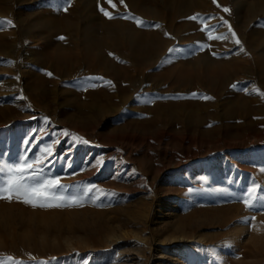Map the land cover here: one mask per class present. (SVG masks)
Masks as SVG:
<instances>
[{"label":"rangeland","instance_id":"374dc122","mask_svg":"<svg viewBox=\"0 0 264 264\" xmlns=\"http://www.w3.org/2000/svg\"><path fill=\"white\" fill-rule=\"evenodd\" d=\"M129 1L0 0V167L40 156L44 178L79 199H0V264H264V4H192L209 23L194 48L176 39L179 56L126 78L133 47L104 22L149 30L138 22L162 10ZM203 52L195 75L167 71Z\"/></svg>","mask_w":264,"mask_h":264},{"label":"bare ground","instance_id":"6f19581e","mask_svg":"<svg viewBox=\"0 0 264 264\" xmlns=\"http://www.w3.org/2000/svg\"><path fill=\"white\" fill-rule=\"evenodd\" d=\"M153 1L157 3L161 0H153ZM204 1L205 2L208 1V5H209V2L213 0H162L160 3V5H162L161 6L162 10L161 9L158 10L160 7L159 8L154 7V9L157 10H152V12L149 13L151 14L149 18L152 19L150 21H146V24L150 26L149 30H144L141 28L138 29L135 28L134 26L133 27L130 26L129 28L127 27L120 28L121 24L116 20L110 21L112 24H110V22L109 23L104 22L105 23L104 27L107 28V30L105 31L107 32L106 37L108 36L110 38L112 37L121 38L124 41H126L130 46L133 47V51L126 57L128 63L121 67L122 68L121 74L124 77L128 78L130 76L131 65H134L137 69H140V66L142 65H151L159 61L163 62L162 58L165 57L166 59L168 57L167 55L179 56V53L177 52L169 53V49H171V46L175 44L176 39H179L184 43L185 41H187L186 43H188L189 46L191 47H193L196 42L200 41L203 35L202 28L207 26L209 23L207 25L205 24L200 25L199 14L197 13L192 14L190 10H192L191 8L193 6L199 7L200 5H204L203 4ZM263 2L264 0H253L248 5L247 11L256 12L259 9L261 11L262 4H264ZM192 4L193 6L191 7ZM129 5L130 7H132L131 9L132 11L144 15L143 9L139 8L142 7L141 6L142 4H139L138 0L130 2ZM126 10L130 12L129 7H126ZM154 21L157 22L158 24L153 25L152 23ZM91 22L92 20L89 21V23ZM121 23L123 24V22ZM175 26L177 27L176 30L174 28ZM169 30L172 33V35L171 33L170 34L166 33ZM164 33L166 34L164 35ZM159 34H161L162 36L158 37ZM145 35H147L146 37L152 36V39L154 40L151 42V44L146 45ZM100 41L101 40H99V42ZM95 43L98 44L97 40L95 41ZM147 46H149L150 48ZM100 51L98 50V52H93L92 50H88L87 53L85 54V58H87V60L89 61L101 62V60L104 59V55L102 56V52ZM67 53L68 52H65L61 49H57L52 53V55L55 58H61L63 56H67L68 55ZM181 58L187 59L186 57L183 56ZM208 58H209L208 54L206 52H203L197 54L196 56L190 58L189 60L180 59L177 60L173 66L170 67L167 66V71L176 74L177 80H181L183 77L188 78L195 75L196 71H198L197 64L200 62L207 63ZM190 62L193 63L196 62V65L189 66ZM233 68H237V66L236 63L232 61L219 62L216 64L215 63L212 64L208 62V64H206V72L211 77H213V75L215 77L218 72H223Z\"/></svg>","mask_w":264,"mask_h":264},{"label":"snow or ice","instance_id":"6c2138e0","mask_svg":"<svg viewBox=\"0 0 264 264\" xmlns=\"http://www.w3.org/2000/svg\"><path fill=\"white\" fill-rule=\"evenodd\" d=\"M108 3H111V0H108ZM113 7H115V5H113ZM100 10L108 18H115L103 8ZM223 10L225 12L229 11L227 8ZM138 23H140L141 26H148L146 22ZM233 35H235V33H233ZM217 39H227V37L221 36L217 37ZM236 43H240L238 39ZM176 51L177 49L175 48L169 49V53ZM44 155L50 156L51 150H47ZM44 162L45 161L41 159L40 156L32 159L26 155H21L15 164H6L0 167V172L6 175V178H0V199L9 201L16 199L25 204L40 207L61 206L60 203H53L55 201L63 202L65 200H71L72 203H79L77 197H65L63 195L66 189L60 184L58 178H44L42 167ZM245 203L247 204V199H245ZM257 203H259L261 208H264V196L257 197Z\"/></svg>","mask_w":264,"mask_h":264}]
</instances>
